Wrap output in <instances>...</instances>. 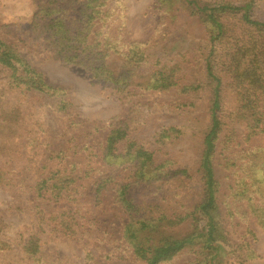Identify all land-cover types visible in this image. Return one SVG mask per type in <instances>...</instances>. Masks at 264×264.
Listing matches in <instances>:
<instances>
[{"label": "trees", "instance_id": "trees-1", "mask_svg": "<svg viewBox=\"0 0 264 264\" xmlns=\"http://www.w3.org/2000/svg\"><path fill=\"white\" fill-rule=\"evenodd\" d=\"M32 2L29 22L5 27L133 105L126 117L95 134L83 140L73 135L66 148L48 149L40 135L44 119L28 117L26 100L30 94L36 103L68 113V91L49 84L18 43L0 35V72L8 75L0 87V186L31 195L33 219L16 239L6 235L0 252L16 259L2 263L55 264L45 247L57 237L81 245L85 264L102 245L105 258L140 264H172L183 254L195 256L184 264H226L228 252L255 258L248 242L229 238L226 219L252 218L264 228V145L245 146L264 134V0H155L160 24L148 41L125 39L122 0ZM184 26L198 30L203 41L192 42L187 32L181 46L167 45ZM200 61L205 75L192 81ZM171 91L206 93L208 123L141 116L152 106L134 103L136 98ZM196 106L191 98L176 109L183 114ZM196 182L199 191L192 189Z\"/></svg>", "mask_w": 264, "mask_h": 264}, {"label": "rangeland", "instance_id": "rangeland-1", "mask_svg": "<svg viewBox=\"0 0 264 264\" xmlns=\"http://www.w3.org/2000/svg\"><path fill=\"white\" fill-rule=\"evenodd\" d=\"M123 12L126 16V25L124 29V37L127 41H148L154 35L160 24V12L155 4V0H122ZM32 0H0V35L6 39L18 43L19 50L22 55L36 68L43 72L49 84L59 86L68 91V98L72 106L68 113H60L55 111L47 101L36 103L34 99L28 95L26 106L30 109L27 113L28 117L43 118L45 131L42 132V142L48 149L66 148L68 142L73 135L80 140L85 136L95 134V128L105 127L110 123L123 119L127 116L129 109L133 104L122 101L111 87L94 80L90 73L70 65H65L59 60L53 58L50 54L47 56L40 54L34 50L32 43L20 42L21 36L16 34L15 27H5V25L16 23H27L31 19L33 11ZM188 26H184L181 30L175 31L168 37L167 45L171 44L181 46L183 42L179 41L181 35L189 32L191 41L198 43L203 41V37L198 30H190ZM204 63L198 62L192 69L189 79L197 80L198 77H204ZM8 79L6 72H0V87L3 86ZM201 93L195 97L182 96L178 91L167 93H143L136 98L134 103H144L152 106V110L146 109L141 112V116L155 118L158 121L164 118L167 124H183L197 123L207 124V95ZM194 99L197 103L196 109L193 111H185L183 114L176 109V104L180 100ZM50 100V99H48ZM74 123V124H72ZM78 124H81L79 126ZM243 128H241V131ZM104 131H100L103 133ZM255 145H264V134L259 135L252 140L251 144L246 147ZM187 146L177 145L175 149ZM44 147V148H45ZM46 148V150H47ZM219 151V148H218ZM189 161V156L193 155L190 147L184 151ZM113 171V169H110ZM118 173H124V169L118 170ZM126 174V171H125ZM33 175L29 179L35 181ZM201 183H194L192 189L194 191L201 190ZM223 185L227 186L226 180ZM166 195L171 199V203L178 205L175 201V191L166 189ZM31 195L22 193L19 189H10L0 186V248L5 241H9L6 235L11 239H16L19 233L26 232L32 225L33 219L27 209V201ZM231 218V217H230ZM226 219V229L229 238L234 243L248 242L254 249L257 256L253 259L246 260L243 256L227 253L226 264H264V228L258 226L254 219H239L237 216ZM116 220V219H115ZM6 232V234H4ZM96 258L89 264H140L139 262L129 258H105L103 253L108 248L105 245L94 247ZM47 257L55 264L62 260H74L79 264L86 263V251L81 245L76 244L65 238L57 237L51 239L45 247ZM0 252V264L2 259L15 262L16 256L10 253L9 256H2ZM12 256V259L10 257ZM3 257V258H2ZM9 258V259H8ZM195 259L194 255L183 254L177 257L172 264H184Z\"/></svg>", "mask_w": 264, "mask_h": 264}]
</instances>
